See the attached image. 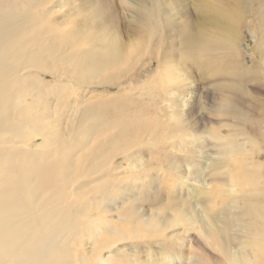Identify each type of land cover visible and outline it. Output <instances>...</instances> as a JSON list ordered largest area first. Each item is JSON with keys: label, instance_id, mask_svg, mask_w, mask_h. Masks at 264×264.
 I'll list each match as a JSON object with an SVG mask.
<instances>
[{"label": "rangeland", "instance_id": "obj_1", "mask_svg": "<svg viewBox=\"0 0 264 264\" xmlns=\"http://www.w3.org/2000/svg\"><path fill=\"white\" fill-rule=\"evenodd\" d=\"M19 1L27 11L31 9L52 25H62L58 31L63 40H68L75 32L76 36H88L92 45L117 37L125 44L123 52L129 50L127 57L138 58L128 61L125 58V66L130 65H119L120 68L107 77L108 83L73 85L74 91L65 87L76 82L68 65L59 63L58 73L24 69L22 77L37 78L44 84V97L26 98L31 112L42 117L43 122L39 123L42 132L65 128L72 109L81 106H87L88 117L95 119L87 118L88 127L92 129L96 128V122H137L152 114L166 134L174 132L170 135L171 142L165 140L164 145L158 137L148 136L145 140L149 144L144 142L113 161V173L103 171L74 186V194L86 196V200L107 182L119 184L118 191L106 201L107 214L102 218L99 214L93 216L103 222L104 234L121 229L131 219L132 210L136 212L133 215L136 222L163 218L164 214L173 213L174 203L182 207L183 201H192L194 209L199 210L195 192L211 189V180L226 169L223 164L227 156L221 152V142L215 136L225 139L233 136L236 147L245 151H250L253 142L258 144L253 148L255 162L260 165L257 183L264 191V0ZM5 10L9 14H21L22 18L27 14L20 6L18 9L7 6ZM217 12L230 14L236 20L234 29L238 33L231 43L233 50L228 48V42L215 44L222 37L220 33L227 29L219 23L227 21L214 15ZM207 19H212V26ZM19 20L20 30L27 32L26 21ZM214 26H217L215 30ZM25 34L29 43L15 62L29 58L37 63L59 61L58 50L46 47L44 44L48 42L40 40L41 25L37 24ZM43 37L51 38L50 42L55 44L58 39L49 31H45ZM43 49L46 52L43 53ZM131 60L136 61L135 64ZM11 62L9 67L14 73L16 67ZM170 67L173 72L167 73ZM167 76L174 78L169 84ZM156 82L162 83V87H156ZM52 115L54 118H46ZM55 118L57 123H52ZM155 133L159 136L163 131ZM42 141L39 136L30 147L35 146L33 150L38 151L36 146ZM159 167H164L161 172ZM174 177L175 180H170ZM177 180L183 184L174 188L173 181ZM85 226V247L70 246L77 250L73 251L77 260L78 254H86L94 247V242L88 241L93 228L89 219ZM95 227L99 226L95 223ZM197 228L199 225H180L157 233L158 238L153 241L121 242L105 250L94 264H141L147 260L160 264L163 258L164 264H189V258L200 253L193 239ZM123 229L127 232L130 228L124 226Z\"/></svg>", "mask_w": 264, "mask_h": 264}, {"label": "bare ground", "instance_id": "obj_2", "mask_svg": "<svg viewBox=\"0 0 264 264\" xmlns=\"http://www.w3.org/2000/svg\"><path fill=\"white\" fill-rule=\"evenodd\" d=\"M43 1L49 3L52 0ZM7 6L13 9L20 6L27 14L24 18L21 14H9L5 10ZM214 15L227 21L219 22L227 29L220 33L221 38L216 36L219 39L215 44L228 42V48L232 49L231 43L238 33L234 29L236 20L227 13L217 12ZM36 16L31 9L27 11L21 1L0 0V264H94L105 250L121 242H136L139 239L153 241L158 238L157 233L188 224L199 225L193 239L200 250L199 254L189 258V264H217L214 260L219 264H264V191L257 183L260 165L255 162L253 149L258 144L251 142L252 148L245 151L236 147L233 136L228 139L215 136L221 142V152L227 156L223 164L226 169L211 180V189L195 192L199 210L194 209L192 201L188 203L182 200V207L177 203L171 207L173 213L140 222L134 221L136 212L132 210L131 219L121 229L103 233V222L96 221L93 216L99 214L102 218L107 214L106 201L118 191L119 184L107 182L105 189L96 190V195L86 200V196L74 194V186L103 171L113 173V161L144 142L149 144L145 140L148 136L158 137L164 145V141H170V135L174 132L166 134L162 124H158L152 114L147 115L144 121L96 122V128L92 129L87 124V106L73 108L65 128L42 132L43 128L39 126L43 122L42 117L31 112L26 98L44 97V84L37 78L22 77L20 74L24 69L58 73L60 65H68L73 70L76 82L65 87L74 91L73 85L82 87L108 83L109 74L115 72L117 67L125 66L126 60L133 55L127 57L129 50L126 49L125 57V44L117 37L103 38L101 43L92 45L88 36H76L75 32L68 40H63L58 31L63 28L62 25L54 26L41 16H37L36 21ZM19 19L26 21L27 32L37 24L41 25L40 40L48 42L44 44L46 47L58 50L59 61L37 63L29 58L15 62L30 40L25 38L27 32L20 30ZM212 19L210 22L207 19V23L211 25ZM45 31L56 34V44L50 42L51 38L43 37ZM138 46L135 44V47ZM42 52H46L45 49ZM10 62L16 67L14 73L9 67ZM131 62L135 64L136 61ZM172 72V67L167 69V73ZM14 76L17 77L10 80ZM166 78L167 84L174 79L171 76ZM160 82H156V87H162ZM52 117L54 115L46 118ZM57 121L55 118L52 123ZM160 129L163 134L157 136L155 132ZM39 136L43 141L36 146L39 150L35 151V146H30ZM20 146H24V149ZM7 164L12 167H5ZM161 167L160 172L164 168ZM172 179L175 180V177ZM179 184L182 185L183 181H173L174 188ZM88 219L93 225L88 241L92 240L94 247L86 254H78L77 260L73 257V251L85 247ZM124 226L129 227L130 231L125 232ZM72 244L75 248L70 247ZM164 262L163 258L160 264ZM141 264L159 263L147 260Z\"/></svg>", "mask_w": 264, "mask_h": 264}]
</instances>
